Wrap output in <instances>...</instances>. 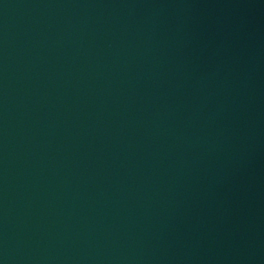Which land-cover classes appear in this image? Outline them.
Here are the masks:
<instances>
[{
    "label": "water",
    "instance_id": "water-1",
    "mask_svg": "<svg viewBox=\"0 0 264 264\" xmlns=\"http://www.w3.org/2000/svg\"><path fill=\"white\" fill-rule=\"evenodd\" d=\"M0 264H264V100L87 0H0Z\"/></svg>",
    "mask_w": 264,
    "mask_h": 264
}]
</instances>
